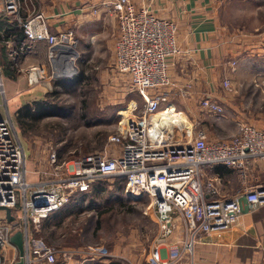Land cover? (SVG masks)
Instances as JSON below:
<instances>
[{"label": "built area", "instance_id": "2783aa9c", "mask_svg": "<svg viewBox=\"0 0 264 264\" xmlns=\"http://www.w3.org/2000/svg\"><path fill=\"white\" fill-rule=\"evenodd\" d=\"M118 33L115 39L114 67L129 75V84L141 96L125 113H118L115 130L102 150L82 154L74 160H59L49 152V169L41 178L27 181L24 168L25 152L14 135L9 115L0 116V207L10 208L11 220H0V263L5 258L4 245L20 229L23 235L24 264H55L58 250L38 233L43 218L63 206L73 194L88 192L99 176L123 179L124 192L130 198L140 194L149 198L148 207L154 213L157 234L150 245L147 264H194L196 239L214 231H226L240 214L241 196H215L213 182L200 180L204 167L222 164L243 169L249 158L264 159V130L252 125L240 126V131L224 140L208 141L204 131L180 123V110L168 99L170 86L167 57L178 53L175 39L176 23L156 17L147 6L138 7L131 0H111ZM20 0H0V16L21 28L25 39L44 41L47 57L55 74L69 72L77 39L71 27L51 32L47 15L30 8L21 13ZM8 43V42H7ZM27 42L8 51V55L23 53ZM71 61V66L69 62ZM233 63V62H232ZM27 85L46 78L48 70L42 63L31 62L21 68ZM224 87L230 82L225 78ZM190 84L183 87L188 93ZM149 89H160L152 93ZM4 95L0 72V95ZM201 106L208 112L220 111L218 103L202 98ZM186 120L190 121L186 115ZM113 144L117 147L113 148ZM243 197L250 207L264 201V187L247 189ZM20 201L21 214L16 218L12 208ZM180 223V242L167 238Z\"/></svg>", "mask_w": 264, "mask_h": 264}, {"label": "crops", "instance_id": "0c3cea01", "mask_svg": "<svg viewBox=\"0 0 264 264\" xmlns=\"http://www.w3.org/2000/svg\"><path fill=\"white\" fill-rule=\"evenodd\" d=\"M109 1L111 0H36L47 15L46 22L51 32L68 27L73 29L77 39L75 50L78 41H113V52L118 22ZM131 2L138 7L147 6L156 17L176 23L175 39L179 52L167 57V73L172 84L166 90L170 103L190 120L181 115L178 118L180 123L188 126L192 123L194 133L196 130L204 131L208 141L227 139L240 131L242 123L264 130V21L261 19L264 17V0L245 1L247 4L253 3V12L259 16L253 22L247 21L248 16L244 15L243 7L236 6L242 0ZM29 9L30 7L26 11ZM21 13L26 14L23 11ZM0 37L4 38L5 44L2 45L6 47L3 48L2 60L0 59L4 94H23L20 91L26 89L27 84L21 68L31 62L47 65V44L44 41H28L21 28L8 22L3 16H0ZM23 42H27V49L15 54L12 64L11 56L8 55L9 47L17 48ZM16 70L20 72L13 77ZM225 78L230 82L229 87L223 86ZM187 84H190L189 92L182 93ZM149 90L152 93L160 91ZM202 98L217 102L221 110L208 112L200 104ZM126 110L121 112L125 113ZM108 147L110 148L109 144ZM115 147L117 145L113 144V148ZM26 161L29 169L24 163L25 174L27 171L32 174L33 165L27 158ZM246 162L243 169L214 164L201 171L200 180L203 183L207 180L213 182L215 196H241V212L229 230L214 231L196 239L194 264H264V201L250 207L243 197L247 189L264 187V159L249 158ZM94 188L92 184L88 192L73 194L71 201L69 198L63 206L53 211L55 218L50 216L49 227L56 228L64 224L82 206L87 196L95 191ZM74 197L76 200H73ZM74 204L80 205L75 207ZM66 205L69 208H66L67 212L60 220L58 214L63 213L62 208ZM4 218L7 219L5 209L0 207V220ZM55 219L57 222H54ZM182 236L183 229L178 223L167 240L180 242ZM66 238L60 242V247L52 245L58 251L62 249L68 252L74 248L76 254L82 251ZM3 247L6 254L0 264H13L18 258V251L10 244Z\"/></svg>", "mask_w": 264, "mask_h": 264}, {"label": "rangeland", "instance_id": "374dc122", "mask_svg": "<svg viewBox=\"0 0 264 264\" xmlns=\"http://www.w3.org/2000/svg\"><path fill=\"white\" fill-rule=\"evenodd\" d=\"M245 1L236 6L244 8L247 21H256L259 16L253 12V3ZM20 6L25 13L28 7L44 11L36 0H20ZM261 19L264 21V17ZM3 39L0 37V59L6 48ZM112 43L78 41L71 71L51 75L53 63L47 60L46 78L34 86L25 85L26 89L20 91L23 94L0 95V116L9 115L14 135L26 152L25 159L33 165V173L26 172L27 181L40 179L41 171L49 169L51 150L59 160H74L108 146L107 138L115 130L118 113L133 100L139 105L143 101L129 84V75L114 67ZM10 56L13 64L16 57ZM19 72L14 71L13 77ZM26 103L30 104L27 114L25 109L19 112L17 108ZM25 167L29 169L27 161ZM92 184L95 191L64 224L56 228H50V222L44 228L40 225L38 233L48 243L60 247L67 237L82 249L78 254L75 248L70 249L72 252L59 250L55 264H147L157 234L149 198L144 194L130 198L124 192L123 179L116 175L99 176ZM17 201L12 208L16 218L21 214Z\"/></svg>", "mask_w": 264, "mask_h": 264}, {"label": "water", "instance_id": "95a60500", "mask_svg": "<svg viewBox=\"0 0 264 264\" xmlns=\"http://www.w3.org/2000/svg\"><path fill=\"white\" fill-rule=\"evenodd\" d=\"M72 52L75 53V55L77 54L74 48H72ZM1 207L5 209L7 219L11 220L13 217L10 214V208L7 206ZM23 235L24 234L22 233V231L18 229L10 236L11 243H13L16 247V250H18V258L13 262V264H24V256L26 250L24 249Z\"/></svg>", "mask_w": 264, "mask_h": 264}, {"label": "trees", "instance_id": "16d2710c", "mask_svg": "<svg viewBox=\"0 0 264 264\" xmlns=\"http://www.w3.org/2000/svg\"><path fill=\"white\" fill-rule=\"evenodd\" d=\"M34 104H36L37 103V101L35 100L34 102H33ZM29 108H30V104L29 103H26L24 106H22V107H18L17 108V110H19V112L20 111H22L23 109H25L26 110V114H27V112L29 111ZM82 193H84V192H82ZM81 193V194H82ZM80 204H74V206L76 207V206H79ZM57 210V209H56ZM55 211V210H54ZM67 212V211H66ZM66 212L63 214H58V216L60 217V220L62 219V217H64V215L66 214ZM50 216H55V213H53V211H51L48 215H47V217H45V218H43V220H42V228H44V225H46V223H49L50 221ZM55 218V217H54ZM53 219V218H52ZM54 222H57L56 221V219L54 220ZM56 224V223H55Z\"/></svg>", "mask_w": 264, "mask_h": 264}, {"label": "bare ground", "instance_id": "6f19581e", "mask_svg": "<svg viewBox=\"0 0 264 264\" xmlns=\"http://www.w3.org/2000/svg\"><path fill=\"white\" fill-rule=\"evenodd\" d=\"M70 64H71V61L69 62V65H70ZM70 66H71V65H70ZM186 125H187V124H186ZM187 126H188V125H187ZM189 126H190V125H189ZM189 126H188V127H189Z\"/></svg>", "mask_w": 264, "mask_h": 264}]
</instances>
